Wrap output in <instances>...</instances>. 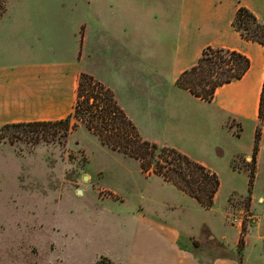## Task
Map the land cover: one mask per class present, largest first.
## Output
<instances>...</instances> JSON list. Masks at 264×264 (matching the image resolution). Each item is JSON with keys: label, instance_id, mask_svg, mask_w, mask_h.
<instances>
[{"label": "crops", "instance_id": "0c3cea01", "mask_svg": "<svg viewBox=\"0 0 264 264\" xmlns=\"http://www.w3.org/2000/svg\"><path fill=\"white\" fill-rule=\"evenodd\" d=\"M144 5L138 0H87L85 19L73 31L52 18L53 10L44 6L23 5L15 10L7 7L0 18V127L66 117L76 100L79 74L88 72L113 89L145 139L191 156L193 145H199L210 154L200 162L218 173L221 184L223 173L231 178L246 173L247 191L232 189L230 196L249 193L248 170L233 167V162L239 157L245 161L252 157L255 135L250 142L242 141L243 125L245 121H258L264 45L244 38L233 19L237 8L244 5L264 22V0H151ZM142 9H149V14L137 11ZM145 24L153 27L148 33L136 29L127 33L126 25ZM208 45L237 49L250 59L246 73L218 86L211 100L177 82ZM263 148L264 131L253 187ZM137 160L147 177H160L191 196L160 174H146ZM101 188L115 194L99 197L101 204L106 198L125 202L117 192ZM229 197L218 216L202 223L206 227L204 238L193 234V226H185L172 214L168 217L153 206L154 201L145 198L127 208L134 226L125 260L97 254L92 264L102 255L119 264H264L262 260L252 261L249 252V245H253L258 246L260 254L264 253V214L244 234L241 258L237 251L241 228L226 220ZM183 198L203 206L193 196ZM169 199L172 201L161 202L166 209L181 207L173 197ZM229 226H237L233 239L227 233Z\"/></svg>", "mask_w": 264, "mask_h": 264}, {"label": "rangeland", "instance_id": "374dc122", "mask_svg": "<svg viewBox=\"0 0 264 264\" xmlns=\"http://www.w3.org/2000/svg\"><path fill=\"white\" fill-rule=\"evenodd\" d=\"M1 1L12 10L23 5L27 8L44 6L53 10L52 18L72 31L86 16L84 4L87 0ZM138 1L145 5L151 2ZM74 5L76 9L71 10ZM137 11L145 16L150 12L149 9ZM152 28L147 24L140 27L126 25L127 33L136 29L145 34ZM173 31L176 32V27ZM79 123L65 138L57 135L54 139L38 142L32 141L20 129L0 127V264H92L97 254L125 260L126 244L134 226L127 208L148 197L162 213L180 218L185 226H193V234L204 238L206 227L202 223L218 216L231 190L245 193L248 189L246 173L234 178L223 173L216 202L211 208H204L195 200L183 198L192 196L179 192L160 177H147L140 170L137 159L112 151L83 122ZM255 128L256 123L245 121L242 141L250 142ZM236 130L239 132L240 127ZM193 148L194 155L190 156L194 159L209 158L210 154L199 145L195 144ZM233 167L249 170L256 167V163L252 157L248 161L239 157L234 160ZM101 187L117 192L125 202L106 198L101 204L99 197L110 194L115 197L113 192ZM262 196L264 148L256 185L247 194L235 193L229 197L226 220L234 224L233 215L241 210L248 215L256 214L259 220L264 214V199H259ZM171 197L181 207L168 210L162 206L161 202L172 201ZM237 226L228 228L231 239L235 237ZM252 226L250 219H246L241 228L237 248L241 258L244 234ZM249 248L252 261L264 262V253L260 254L258 246L249 245ZM94 264L119 263L102 255Z\"/></svg>", "mask_w": 264, "mask_h": 264}, {"label": "trees", "instance_id": "16d2710c", "mask_svg": "<svg viewBox=\"0 0 264 264\" xmlns=\"http://www.w3.org/2000/svg\"><path fill=\"white\" fill-rule=\"evenodd\" d=\"M6 10V2L0 0V18ZM233 25L244 38L264 45V22L248 7L240 5L237 8ZM249 67L250 59L243 52L208 45L198 61L181 73L177 82L195 95L211 100L218 86L241 78ZM80 121L97 134L103 144L139 159L144 172L152 170L195 197L206 208L213 206L221 184L218 173L175 147L145 139L117 101L113 89L88 72L79 74L76 100L66 117L6 123L2 128L20 129L32 141L38 142L54 139L57 135L65 138L78 127ZM263 126L264 81L252 152L255 163ZM248 172L251 192L256 167Z\"/></svg>", "mask_w": 264, "mask_h": 264}, {"label": "built area", "instance_id": "2783aa9c", "mask_svg": "<svg viewBox=\"0 0 264 264\" xmlns=\"http://www.w3.org/2000/svg\"><path fill=\"white\" fill-rule=\"evenodd\" d=\"M262 200V198L260 199ZM246 219H250L251 224H255L257 221V215L251 214L248 215L246 211L241 210L239 214H234L232 218V222L242 228L245 224Z\"/></svg>", "mask_w": 264, "mask_h": 264}]
</instances>
